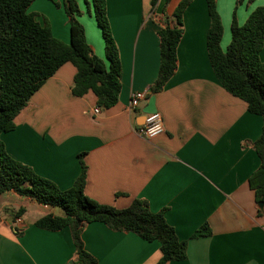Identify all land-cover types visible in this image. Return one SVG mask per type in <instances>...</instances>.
Segmentation results:
<instances>
[{
    "label": "crops",
    "instance_id": "obj_1",
    "mask_svg": "<svg viewBox=\"0 0 264 264\" xmlns=\"http://www.w3.org/2000/svg\"><path fill=\"white\" fill-rule=\"evenodd\" d=\"M88 45L109 68L105 42L92 0H75ZM182 0H171L170 16ZM216 0L223 24L221 48L231 42L236 13L239 25L264 7V0ZM107 0V13L121 59V93L116 106L98 108L92 93L72 94L77 69L67 63L32 96L15 119V130L1 140L7 153L60 190L81 174L80 156L88 167L86 195L119 210L141 199L165 219L187 259L167 264H264V217H258L249 178L260 159L244 143L255 142L263 120L231 96L216 78L207 51L211 25L206 0H193L183 14L177 48L178 69L165 87L152 93L160 69L158 31L167 21L159 0ZM29 12L49 24L53 36L71 43L64 0H32ZM264 64V43L260 54ZM133 93H145L131 109ZM159 113L165 133L148 140L138 134L146 117ZM23 211L16 217L19 211ZM51 209L14 191L0 195V264H69L76 259L69 228L39 229L36 222ZM17 220H20L18 223ZM211 234L193 238L204 225ZM15 230L23 235L17 237ZM98 264H159L160 243L132 233L115 232L102 223L88 224L81 235Z\"/></svg>",
    "mask_w": 264,
    "mask_h": 264
},
{
    "label": "trees",
    "instance_id": "obj_2",
    "mask_svg": "<svg viewBox=\"0 0 264 264\" xmlns=\"http://www.w3.org/2000/svg\"><path fill=\"white\" fill-rule=\"evenodd\" d=\"M171 0L163 9L164 28L160 39V69L151 87L152 93L161 91L178 69L177 48L183 36V14L193 0H182L173 13H167ZM240 0L239 3H242ZM211 20L207 36V51L216 78L231 96L247 104V110L263 120L261 136L255 142L243 144L254 150L260 167L249 178L257 206L264 203V64L260 54L264 43V7L255 9L244 25H239L234 13L231 42L226 51L221 48L223 24L216 0H206ZM94 16L105 42L109 68L88 45L84 27L77 18L81 12L75 0H64L70 23L71 43L56 39L46 22L41 25L29 12L32 0H0V195L14 191L61 215L48 214L36 222L39 229L60 232L69 228L75 246V264H98L82 241L84 228L102 223L115 232L132 233L147 242L160 243L159 264L187 259V243L180 241L165 219L166 210L152 212L149 203L136 199L126 209L102 205L86 193L88 167L80 156L82 171L73 187L60 190L50 180L38 176L32 168L15 161L1 140L4 133L15 130V119L28 106L32 96L67 63L77 69L72 94L82 97L92 92L97 106L113 108L121 93V59L107 13V0H92ZM159 0H152V13ZM23 211H19L16 217ZM264 217V208L258 209ZM208 225L200 228L193 238L210 236ZM20 237L22 232L15 230Z\"/></svg>",
    "mask_w": 264,
    "mask_h": 264
},
{
    "label": "built area",
    "instance_id": "obj_3",
    "mask_svg": "<svg viewBox=\"0 0 264 264\" xmlns=\"http://www.w3.org/2000/svg\"><path fill=\"white\" fill-rule=\"evenodd\" d=\"M146 97L145 93H133L131 96L130 107L132 110L136 109L139 103ZM101 108L98 107L94 110L95 114L101 113ZM165 133L164 120L161 114L152 113L146 117L144 125H142L138 134L148 140H153ZM19 223L20 220H17Z\"/></svg>",
    "mask_w": 264,
    "mask_h": 264
},
{
    "label": "water",
    "instance_id": "obj_4",
    "mask_svg": "<svg viewBox=\"0 0 264 264\" xmlns=\"http://www.w3.org/2000/svg\"><path fill=\"white\" fill-rule=\"evenodd\" d=\"M258 208L259 209H263L264 208V203H260L259 205H258ZM71 264H75L74 262H71Z\"/></svg>",
    "mask_w": 264,
    "mask_h": 264
},
{
    "label": "rangeland",
    "instance_id": "obj_5",
    "mask_svg": "<svg viewBox=\"0 0 264 264\" xmlns=\"http://www.w3.org/2000/svg\"><path fill=\"white\" fill-rule=\"evenodd\" d=\"M69 264H71V262Z\"/></svg>",
    "mask_w": 264,
    "mask_h": 264
}]
</instances>
